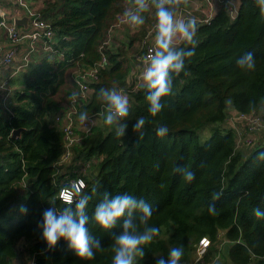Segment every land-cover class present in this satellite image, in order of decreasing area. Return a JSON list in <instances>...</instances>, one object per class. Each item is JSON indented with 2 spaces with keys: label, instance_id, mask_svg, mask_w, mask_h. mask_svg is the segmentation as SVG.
<instances>
[{
  "label": "trees",
  "instance_id": "obj_1",
  "mask_svg": "<svg viewBox=\"0 0 264 264\" xmlns=\"http://www.w3.org/2000/svg\"><path fill=\"white\" fill-rule=\"evenodd\" d=\"M25 1L43 2L39 9L29 8L51 25L55 42L50 43L52 50L42 44L24 74L12 82L17 88L10 109L0 107V214L24 195L27 208L21 218L0 224V264L14 262L20 239L32 242L37 264H111V236L121 230L119 223L104 230L90 221L92 235L102 243L91 260L77 257L64 240L46 251L37 229L46 208L65 207L58 198L61 187L78 176L79 160L92 157L97 161L88 170H97L83 175L84 192L92 197L90 217L104 192L128 193L153 208L149 224L160 228V235L144 246L146 255L137 258V264H155L179 245L184 248L180 264H190L202 237L211 240L205 257L211 262L219 251L221 231L230 242L227 264H264V219L253 214L256 208L264 211V162L256 160L264 144L245 155L235 130L226 125L230 109L257 114L264 107V17L255 0H240L233 20L223 6L208 23H198L195 54L178 76L173 75L172 94L163 98L165 108L155 117L147 111L146 90L127 81L130 47H111L109 41L128 0ZM148 21L135 34L145 38L155 20ZM249 51L254 53V71L236 64ZM103 56L108 64L90 83L88 96L78 100L77 117L86 111L103 119L99 89L123 90L130 101L125 136L117 138L108 126L94 127L72 148L71 161L60 164L65 136L50 113L68 107L72 91L80 92L78 75L93 69ZM141 116L149 121L143 137L132 130ZM260 116L264 123V112ZM160 124L169 129L164 137L155 134ZM208 125L213 126L212 135L201 142L199 131ZM15 129L22 130L14 137ZM175 167L189 168L195 179L186 182ZM214 193H220L218 200L213 201ZM212 203L215 215L208 212Z\"/></svg>",
  "mask_w": 264,
  "mask_h": 264
},
{
  "label": "clouds",
  "instance_id": "obj_2",
  "mask_svg": "<svg viewBox=\"0 0 264 264\" xmlns=\"http://www.w3.org/2000/svg\"><path fill=\"white\" fill-rule=\"evenodd\" d=\"M187 0H128V7L123 12V22L130 27L139 28L145 24V13L153 12L155 18L153 47L145 58L143 71L140 74V87L146 90L145 101L150 116L161 113L165 104L163 98L170 96L173 90V75H179L185 68V61L195 54V36L198 19L195 16H181L180 8ZM259 14L264 17V0H255ZM231 0H226V6ZM191 46V47H189ZM237 67L245 71H254L256 61L254 53L246 52L236 61ZM97 100L105 107L103 123L112 128L117 138L125 136L130 105L126 95L116 89L100 88ZM80 92L73 90L68 100L75 103ZM81 125L92 123L89 114H79ZM149 123L144 116L138 117L133 125V132L144 135L145 125ZM167 125L160 124L155 129L158 137L167 135ZM258 162H264V151L256 155ZM175 173H181L183 180L191 183L195 173L187 167H175ZM84 182L73 180L61 188L59 199L65 205L62 209L55 206L42 212V219L37 221L41 230V239L46 244V251L53 250L60 240L67 242L74 254L85 260L95 258L96 250H102V243L92 235L90 221L104 230H112L120 225L119 232H113L111 239V264H137V258L145 257L144 246L152 243L160 235V228L151 226L153 208L144 199L134 195L112 194L104 192L96 204L91 217L87 207L92 197L84 192ZM220 193L213 194V201L218 200ZM22 214L27 213L24 205L20 206ZM210 215L217 214L215 204L208 205ZM254 216L264 219V211L254 210ZM184 255L182 245L169 249L166 258L161 256L155 264H180Z\"/></svg>",
  "mask_w": 264,
  "mask_h": 264
},
{
  "label": "built area",
  "instance_id": "obj_3",
  "mask_svg": "<svg viewBox=\"0 0 264 264\" xmlns=\"http://www.w3.org/2000/svg\"><path fill=\"white\" fill-rule=\"evenodd\" d=\"M17 2L27 9L28 14L31 17L30 21L28 22L27 29L20 28L19 25L11 22L7 18L5 12H0V28H4L7 31V40L11 44H13V46L9 50H6L5 52L4 51L2 52V50L0 49V107L5 110L10 109V104L13 97V90L10 81L11 76L5 74L4 66L10 65L13 62L14 57L16 55L15 45L20 41H23L24 39H28L33 45H35V43L37 42H42V44H44L45 49L52 50L53 46L51 44L55 42L54 40L55 31L51 27V25L45 20L41 19L36 11L30 9L25 0H17ZM213 16H214L213 12L209 10L208 14L204 17L202 22L208 23ZM122 23H124L123 18L119 23H117V25ZM149 36L151 37V39L146 42L145 51L139 57L140 60V66L138 67L139 74H141V72L143 71L145 58L149 54V50L153 47L154 44L153 35L149 34ZM27 58L28 57H26V59ZM28 60L29 59H27V61ZM107 64H108L107 58L103 56L102 60L99 63H97L93 69L87 71L86 73H82L78 75L76 81L80 85V98H86V96H88L89 92H91L90 83L98 77L99 69L101 67L106 66ZM121 91L123 92L122 94L126 95L123 90ZM78 100L75 103L69 102L68 107L64 106L60 108V110H58L55 116V122L61 126L64 132L65 145H66V151L60 160V164L71 161L72 148L75 145L82 143L84 138L87 136V134H89L91 130L95 127L96 116H89L92 123L82 125L83 131L81 132L77 130L76 122L78 120L77 117ZM129 105H130V101H129ZM236 112L248 119L250 118L247 116L255 115L252 113L246 114V113H240L238 111ZM253 120L260 122L262 121V118L261 116H259L254 118ZM241 134L242 136H245L244 133L241 132ZM238 140L240 142L239 134L237 137V141ZM252 142L253 140L250 143ZM96 161H97L96 157H92L88 161L79 160L77 162L79 168L76 169L78 170V176L74 179H70L68 183H64L66 185H63L61 188L67 186L73 180H82L84 182V185L86 186V180L83 175ZM220 235L221 233L219 234V236ZM210 246H211V240L208 237H202L199 240V242L195 245V257L193 262L190 264H208L205 257ZM12 264H37L36 254L31 255L28 259H23L19 261L17 260V262L15 261V263L13 262Z\"/></svg>",
  "mask_w": 264,
  "mask_h": 264
},
{
  "label": "crops",
  "instance_id": "obj_4",
  "mask_svg": "<svg viewBox=\"0 0 264 264\" xmlns=\"http://www.w3.org/2000/svg\"><path fill=\"white\" fill-rule=\"evenodd\" d=\"M240 0H231V5L226 6V0H187L186 4H183L180 8V15L187 17V16H195L198 19V23L202 22L204 17L208 14L209 10L213 12V15L216 14L223 6H226L230 15V18L233 17V14L236 12L235 17L237 15L239 9ZM29 7H33L34 9H39L43 6L42 1H29L27 3ZM0 12H5L7 18L15 23L22 19H25V22L28 21L27 17L29 16L27 9L20 5L17 0H0ZM20 26H24L18 24ZM123 28L114 27L112 29V35L115 33V38L123 39L124 34L122 33L121 29L130 28L128 25L122 26ZM23 28V27H22ZM112 40V37H111ZM111 44V43H110ZM13 44H11L7 40V31L4 28H0V49L2 52L9 50ZM16 55L14 57L13 62L10 65H5L4 70L5 74L11 76V87L13 91L17 88L16 83L13 84L12 82L15 81L20 74L24 73L28 68L30 62L36 57L40 51V47L42 46V42H37L33 45L28 39H24L20 41L16 45ZM27 59H29L27 61ZM137 68V69H134ZM128 83H133L135 86H140V74L138 70V66L131 63V71L127 77ZM121 93H123L120 90ZM58 112V111H57ZM57 112L53 113L54 116L53 120H55V116ZM52 114V115H53ZM229 121V119H228ZM226 122L228 125L229 122ZM76 127L78 131H83L82 125L79 122V119L76 122ZM229 127V126H228ZM221 243L218 245L219 250H221L222 246L225 244L227 246L230 245V242L223 240L224 232H220ZM30 246V242L25 239H20L17 243V249L19 251L18 257L14 260H22V257L25 258L26 249ZM228 249V247H227ZM227 251V250H226ZM32 254V253H31Z\"/></svg>",
  "mask_w": 264,
  "mask_h": 264
},
{
  "label": "rangeland",
  "instance_id": "obj_5",
  "mask_svg": "<svg viewBox=\"0 0 264 264\" xmlns=\"http://www.w3.org/2000/svg\"><path fill=\"white\" fill-rule=\"evenodd\" d=\"M145 13V23L149 22L148 19L155 20L154 16L151 15L149 18L146 16ZM236 12L233 14V17L231 19L233 20L235 18ZM154 24L155 21H152L148 25V33L147 35L143 37H140V34H135L141 31L142 26L139 28H125L121 29L122 33L124 34L123 39H117L115 38V33L112 35L110 34V45L111 47H116V48H123V47H130V56H131V63L134 65H137L138 67L140 66V60L139 57L141 56L142 53H144L145 48H146V42L151 39L149 34L154 35ZM128 25L126 23H122L119 25H116L115 27L118 28H123L122 26ZM129 26V25H128ZM131 29V30H130ZM112 37V40H111ZM144 38V39H143ZM118 46V47H117ZM134 69H137L134 67ZM24 74V73H23ZM14 83V81H13ZM231 102V101H230ZM264 112V107L260 109V111L253 115V116H247L248 118H245L244 116L240 115L239 113L236 112V110L230 109V117H229V123L227 126L232 127L235 130V133L238 137L239 134V140L237 141V146L239 149L242 150V152L247 155L251 152V150L259 145L264 144V123L262 121L257 122L254 121L253 119L256 117H259L262 113ZM53 112L50 113L49 118H53L54 114ZM95 127H105L103 123L102 116H97L96 121H95ZM212 127L211 125L206 126L203 129H200L199 134H200V140L201 142H204L207 140L211 135H212ZM242 133H244L245 136H242ZM253 140L252 143H250ZM250 143V144H249ZM97 169L91 168L88 170L86 175H89L90 173L92 174L93 171H96ZM25 199L26 195L24 197H20L18 201L12 203L8 209L0 214V224L5 225V223L9 220L12 219H19L22 217V213L20 212V206L24 205L25 206ZM223 232V231H222ZM224 240V237H222ZM31 245L32 242H30V246L27 247L26 249V256L25 258L22 257L23 259H28L32 254H31ZM227 245H223L221 250H219L216 255L211 258V262H207L208 264H227L228 259H227Z\"/></svg>",
  "mask_w": 264,
  "mask_h": 264
},
{
  "label": "water",
  "instance_id": "obj_6",
  "mask_svg": "<svg viewBox=\"0 0 264 264\" xmlns=\"http://www.w3.org/2000/svg\"><path fill=\"white\" fill-rule=\"evenodd\" d=\"M30 16H28L27 17V19H28V21L27 22H25V19H21L20 21H19V23L18 22H15L17 25L18 24H21V25H24V27L27 29L28 28V22L30 21ZM21 130L22 129H15L14 131H13V136L15 137V136H17V135H19L20 134V132H21Z\"/></svg>",
  "mask_w": 264,
  "mask_h": 264
}]
</instances>
